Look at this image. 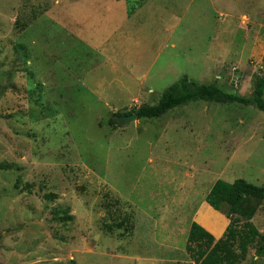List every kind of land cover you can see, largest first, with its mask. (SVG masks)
<instances>
[{"label":"rangeland","instance_id":"rangeland-1","mask_svg":"<svg viewBox=\"0 0 264 264\" xmlns=\"http://www.w3.org/2000/svg\"><path fill=\"white\" fill-rule=\"evenodd\" d=\"M263 14L264 0H0V264H196L191 224L220 239L231 221L213 185L264 186V112L197 101L110 120L184 76L250 97ZM252 222L264 233V203Z\"/></svg>","mask_w":264,"mask_h":264},{"label":"trees","instance_id":"trees-1","mask_svg":"<svg viewBox=\"0 0 264 264\" xmlns=\"http://www.w3.org/2000/svg\"><path fill=\"white\" fill-rule=\"evenodd\" d=\"M135 11L136 9L133 8L130 14H134ZM197 101L218 104L240 103L245 106L253 104L264 112V77L255 76L253 93L250 97H245L226 93L217 84H201L184 76L166 89L156 105H143L130 112L114 113L110 123L119 125L115 121L116 117L132 114L137 116V120L159 118L172 109ZM18 185L20 182L16 184V188L19 187ZM31 188V185L26 186L29 191ZM53 198H55L53 195L46 196V199ZM206 202L214 210L225 214L231 221L220 239H216L197 222L191 224L185 249L194 263L242 264L253 246H256L259 256H264V233H261L252 222L259 207L264 203V186L254 185L244 179H238L233 183L218 180L206 196ZM54 217L61 223L73 220L70 216V208L57 210ZM124 226L126 222L116 224L118 229ZM109 229L112 230L110 227Z\"/></svg>","mask_w":264,"mask_h":264},{"label":"water","instance_id":"water-1","mask_svg":"<svg viewBox=\"0 0 264 264\" xmlns=\"http://www.w3.org/2000/svg\"><path fill=\"white\" fill-rule=\"evenodd\" d=\"M137 116L135 114H132L130 116H123V117H116L115 121L119 124V125H124L126 123L131 122L132 120H136Z\"/></svg>","mask_w":264,"mask_h":264},{"label":"crops","instance_id":"crops-1","mask_svg":"<svg viewBox=\"0 0 264 264\" xmlns=\"http://www.w3.org/2000/svg\"><path fill=\"white\" fill-rule=\"evenodd\" d=\"M257 14L259 15V14H261V12H258L257 11ZM246 16V17H248V18H250V19H253L254 18V16H251V15H248L247 13H243L241 16ZM264 15V14H263ZM264 18V17H263ZM255 21H257V20H255ZM264 26V25H263ZM256 54L258 55L259 53L258 52H255V56H256ZM252 55V54H251ZM199 224V223H198ZM202 226V225H201ZM202 227H204L207 231H209L211 234H213L214 236L215 235H219L220 233V231L217 229V228H211L210 227V229L209 228H206L205 226H202ZM217 238H219V237H217Z\"/></svg>","mask_w":264,"mask_h":264}]
</instances>
